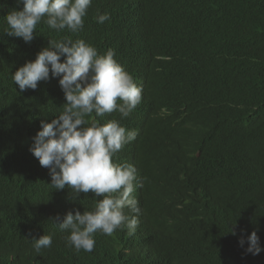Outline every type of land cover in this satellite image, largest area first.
<instances>
[{"label":"trees","instance_id":"16d2710c","mask_svg":"<svg viewBox=\"0 0 264 264\" xmlns=\"http://www.w3.org/2000/svg\"><path fill=\"white\" fill-rule=\"evenodd\" d=\"M109 1L93 0L79 34L41 24L25 43L3 34L4 17L23 5L0 0V264H28L17 250V234L36 235L26 202L53 195L49 188L22 187L40 183L29 149L39 120L52 116L50 105L37 113L25 107L66 103L59 79L41 81L25 95L12 74L34 61L49 38L103 31L101 41H92L97 48L107 52L123 42L131 59L126 71L136 83L145 78L142 106L121 123L144 130L129 145L148 173L146 218L167 230L159 240L175 249L176 263L264 264V251L246 254L248 243L239 244L257 231L264 248V0H147L150 16L163 21L152 39L130 34L133 1L128 9ZM200 2L214 6L204 21L188 24L185 10ZM104 13L110 19L97 23L94 17ZM57 263L75 264L62 247Z\"/></svg>","mask_w":264,"mask_h":264},{"label":"clouds","instance_id":"9594fccd","mask_svg":"<svg viewBox=\"0 0 264 264\" xmlns=\"http://www.w3.org/2000/svg\"><path fill=\"white\" fill-rule=\"evenodd\" d=\"M130 1L135 4L128 15L130 34L152 39L163 21L156 23L150 16L147 0H110L107 5L117 9L128 3V9ZM92 2L17 0L23 9H14L4 17L7 26L3 34L30 43L41 24L56 33L79 34ZM212 6V2L209 7L200 2L185 10L187 23L204 21ZM94 19L103 24L110 16L97 14ZM59 36L62 39L49 38L48 46L34 61L12 74L25 95L33 94L26 90H36L41 81L59 79L66 100L63 107L57 103L25 107L37 113L50 105L52 116L39 120L41 130L32 137L29 149L40 183L17 186L49 188L53 195L26 202L27 219L36 235L17 234L19 255L28 264H58L57 252L62 247L66 258L75 264H96L98 259L100 264H187L174 261L175 249L159 240L167 230L146 218L142 192L148 173H143L129 145L144 130H129L121 120L138 112L148 92L142 80L136 83L128 73L125 65L131 59L125 55L123 42L117 49L103 52L92 41H101L104 31L99 36ZM155 154H150L151 159ZM230 232L237 234L234 227ZM246 242V254L264 251L257 231L247 236V241L243 236L239 240L241 247Z\"/></svg>","mask_w":264,"mask_h":264},{"label":"bare ground","instance_id":"6f19581e","mask_svg":"<svg viewBox=\"0 0 264 264\" xmlns=\"http://www.w3.org/2000/svg\"><path fill=\"white\" fill-rule=\"evenodd\" d=\"M144 79H145V78H144ZM144 79H142V83H143V80H144ZM142 98H143V97H142ZM98 238L100 239V237H98ZM98 260H99V259H98ZM98 260H97L96 264H100V263H102V262H99Z\"/></svg>","mask_w":264,"mask_h":264}]
</instances>
